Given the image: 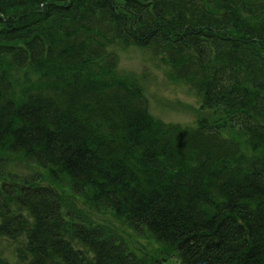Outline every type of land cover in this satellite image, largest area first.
Here are the masks:
<instances>
[{
  "label": "trees",
  "instance_id": "obj_1",
  "mask_svg": "<svg viewBox=\"0 0 264 264\" xmlns=\"http://www.w3.org/2000/svg\"><path fill=\"white\" fill-rule=\"evenodd\" d=\"M116 44L161 56L207 113L156 118ZM4 156L46 175L4 179ZM60 182L182 264H264V0H0V236H24L20 264H158L68 220Z\"/></svg>",
  "mask_w": 264,
  "mask_h": 264
},
{
  "label": "rangeland",
  "instance_id": "obj_2",
  "mask_svg": "<svg viewBox=\"0 0 264 264\" xmlns=\"http://www.w3.org/2000/svg\"><path fill=\"white\" fill-rule=\"evenodd\" d=\"M118 56L117 71L132 79L137 80L143 87L149 103V111L156 117L166 122L180 123L182 125L194 124L200 115L207 113L201 110V102L197 93L183 81L176 80L170 75V66L162 57H156L148 49L135 45L121 46L116 44L111 47ZM21 76L22 74H17ZM5 157L6 164L2 167L8 172L7 179L12 169L21 175L43 171L38 167H29L24 163L12 162ZM46 175L45 171H43ZM44 184H47L45 182ZM68 184L60 182L56 185L58 192L65 196L68 205L74 212L80 214V218L95 224L100 223L108 232L116 234L125 241L131 250L140 257L158 258V264H182L175 251L164 249L163 244L158 243L142 229H133L124 219L118 217L113 210L106 208H94L79 196L68 192ZM55 186V185H54ZM24 238L12 239L0 236V257L7 264H20L16 255L18 246L23 245ZM161 259V260H160ZM158 261V260H157ZM150 264V263H149Z\"/></svg>",
  "mask_w": 264,
  "mask_h": 264
},
{
  "label": "bare ground",
  "instance_id": "obj_3",
  "mask_svg": "<svg viewBox=\"0 0 264 264\" xmlns=\"http://www.w3.org/2000/svg\"><path fill=\"white\" fill-rule=\"evenodd\" d=\"M150 52H151V51H150ZM151 54H152L153 56H155L152 52H151ZM156 57H160V58H161V56H156ZM197 119H198V118H197ZM197 119H196V121H197ZM196 121L194 122V124L196 123ZM194 124H192V125H194ZM188 125H191V124H188ZM201 180H203V181L201 182ZM201 180H200L199 183H197V187H198V188H204V187H206V189H208V190L210 191V189H211V185H213V184H210V185H209V178L206 177V178H202ZM204 181H205V183H204V185H202V183H203ZM32 185L37 186L36 183H34V184H32ZM0 194H1V191H0ZM46 195L50 197V198H49L50 202L55 203L58 207H60V209L62 208L63 215H64L68 220H73V221L80 222L81 224H79V223H76V224H77V225H80V226H82V227H88L89 222L85 221L84 219H81V218H80V214H78L77 212H74V209L71 208V207L68 205L67 201L65 200V196H64L62 193H59V195H60V199H57V201L54 199V197H53L51 194H46ZM15 197H16V196H14L13 194H10V197H9L7 193H6V194L3 193V194H1V196H0V204H1V205H3V204H13V205H15V204H16V202H15V200H16ZM57 202H58V203H57ZM113 235H114V234H113ZM114 236H115V235H114ZM20 237L24 238V236H20ZM116 241L119 242L120 240L117 239ZM120 244H121V243H120Z\"/></svg>",
  "mask_w": 264,
  "mask_h": 264
}]
</instances>
